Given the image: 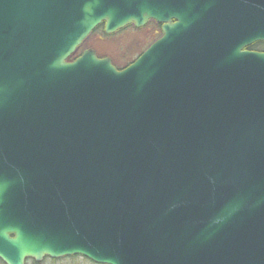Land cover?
Masks as SVG:
<instances>
[{"label": "water", "instance_id": "obj_1", "mask_svg": "<svg viewBox=\"0 0 264 264\" xmlns=\"http://www.w3.org/2000/svg\"><path fill=\"white\" fill-rule=\"evenodd\" d=\"M162 36L118 70L88 49ZM264 0H0V261L264 264Z\"/></svg>", "mask_w": 264, "mask_h": 264}, {"label": "rangeland", "instance_id": "obj_2", "mask_svg": "<svg viewBox=\"0 0 264 264\" xmlns=\"http://www.w3.org/2000/svg\"><path fill=\"white\" fill-rule=\"evenodd\" d=\"M153 33L148 27L135 28L127 26L113 35H105L102 27L96 29L78 48L76 56L83 51L92 49L100 58H109L118 67H124L126 63L135 60L153 41ZM47 264H83L84 261L72 260L53 262ZM86 263V262H84ZM92 264V263H90Z\"/></svg>", "mask_w": 264, "mask_h": 264}, {"label": "trees", "instance_id": "obj_3", "mask_svg": "<svg viewBox=\"0 0 264 264\" xmlns=\"http://www.w3.org/2000/svg\"><path fill=\"white\" fill-rule=\"evenodd\" d=\"M148 30H149V28H148ZM151 32H153V41L155 40V38H157L159 35L157 34V33H154V30L153 31H151ZM153 41H151V43L153 42ZM150 43V44H151ZM149 44V45H150ZM259 44V43H258ZM258 44H256V46L258 45ZM255 46V47H256ZM146 50V49H145ZM144 52V51H143ZM142 52V53H143ZM141 53V54H142ZM140 54V55H141ZM139 55V56H140ZM138 58V57H137ZM132 62H134V60L133 61H131L130 63H126L125 65H124V67H118V66H116L118 69H123V68H125V67H127L128 65H130ZM50 259H46V260H44L42 263H36L35 261H33V260H28L27 261V263L26 264H47V262L46 261H49ZM66 260H72V261H74V262H79V261H84V262H86V263H84L83 262V264H90V263H92V262H90L89 260H87V259H84V258H82V257H70V258H64V259H61V260H52L53 262H55V263H57V262H60V261H66ZM0 264H3L1 261H0ZM92 264H94V263H92Z\"/></svg>", "mask_w": 264, "mask_h": 264}, {"label": "flooded vegetation", "instance_id": "obj_4", "mask_svg": "<svg viewBox=\"0 0 264 264\" xmlns=\"http://www.w3.org/2000/svg\"><path fill=\"white\" fill-rule=\"evenodd\" d=\"M146 26L149 28L150 32L154 30V33H157L158 35L162 34V25L161 24H158L155 21H149ZM256 44H258V45L256 46ZM246 50L251 51V52L263 53L264 52V43L263 42L254 43V44L250 45V47Z\"/></svg>", "mask_w": 264, "mask_h": 264}]
</instances>
